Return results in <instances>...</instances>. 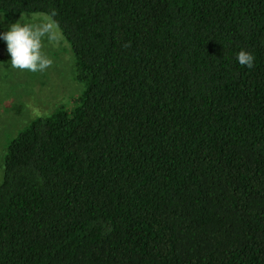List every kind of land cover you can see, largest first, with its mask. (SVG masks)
Instances as JSON below:
<instances>
[{
    "label": "trees",
    "instance_id": "16d2710c",
    "mask_svg": "<svg viewBox=\"0 0 264 264\" xmlns=\"http://www.w3.org/2000/svg\"><path fill=\"white\" fill-rule=\"evenodd\" d=\"M23 14L83 90L6 142L0 264H264V0H0Z\"/></svg>",
    "mask_w": 264,
    "mask_h": 264
},
{
    "label": "rangeland",
    "instance_id": "374dc122",
    "mask_svg": "<svg viewBox=\"0 0 264 264\" xmlns=\"http://www.w3.org/2000/svg\"><path fill=\"white\" fill-rule=\"evenodd\" d=\"M21 17L24 22L49 27L43 50L52 65L44 72L33 73L13 69L10 56L0 60V182L6 142L35 118L49 116L60 108H71L83 90L75 78L70 48L49 17L23 14L13 22L0 17V28L6 32Z\"/></svg>",
    "mask_w": 264,
    "mask_h": 264
},
{
    "label": "clouds",
    "instance_id": "9594fccd",
    "mask_svg": "<svg viewBox=\"0 0 264 264\" xmlns=\"http://www.w3.org/2000/svg\"><path fill=\"white\" fill-rule=\"evenodd\" d=\"M49 31L47 25L27 23L21 17L6 32H0V40L7 45L13 69L35 73L44 72L51 67L52 61L43 50V39ZM236 59L241 66L249 69L254 67V56L249 51L242 49L237 53Z\"/></svg>",
    "mask_w": 264,
    "mask_h": 264
}]
</instances>
